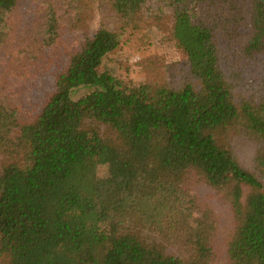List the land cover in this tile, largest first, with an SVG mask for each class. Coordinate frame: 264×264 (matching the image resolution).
<instances>
[{
    "label": "trees",
    "instance_id": "obj_1",
    "mask_svg": "<svg viewBox=\"0 0 264 264\" xmlns=\"http://www.w3.org/2000/svg\"><path fill=\"white\" fill-rule=\"evenodd\" d=\"M150 1L96 0L92 32L90 0H0L6 264H264V95L238 101L231 81L264 54V0H155L198 87L99 77ZM232 130L258 143L250 167L219 143ZM199 178L224 192L228 222L196 193Z\"/></svg>",
    "mask_w": 264,
    "mask_h": 264
},
{
    "label": "rangeland",
    "instance_id": "obj_2",
    "mask_svg": "<svg viewBox=\"0 0 264 264\" xmlns=\"http://www.w3.org/2000/svg\"><path fill=\"white\" fill-rule=\"evenodd\" d=\"M90 4L88 26L93 32L98 27L102 15L96 0H90ZM110 23L114 28L122 27V23L117 20H111ZM172 24L171 11L158 1H150L139 12L134 25L125 26L120 46L104 58L98 70L99 77L103 78L110 73L133 84L150 83L172 88L179 87L185 82H193L198 87L199 83L189 78L184 50L172 37ZM241 72L240 80H231L235 84L236 100L249 98L260 100L264 95V54L247 60ZM92 90L90 87L80 88L73 93L72 99L76 101ZM87 125L95 127L107 140L115 137L101 124L87 122ZM217 138L221 145L231 150L241 164L250 167L251 160L258 149V143L254 139L240 130L221 132ZM107 174V165H99L97 175L105 177ZM194 186L198 196L212 208L216 218H219L220 224L228 222L233 217L224 192L213 190L200 178L194 181ZM0 264H6V260L0 258ZM219 264L227 263L221 261Z\"/></svg>",
    "mask_w": 264,
    "mask_h": 264
}]
</instances>
